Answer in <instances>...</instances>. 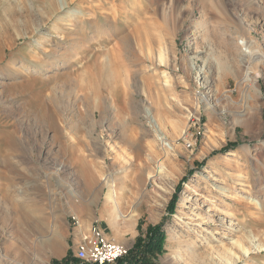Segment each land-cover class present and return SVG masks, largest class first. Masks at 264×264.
<instances>
[{"label":"rangeland","instance_id":"rangeland-1","mask_svg":"<svg viewBox=\"0 0 264 264\" xmlns=\"http://www.w3.org/2000/svg\"><path fill=\"white\" fill-rule=\"evenodd\" d=\"M5 27L0 264L77 259L91 224L130 250L161 222L158 264H212L215 250L264 264V0H0ZM189 185L200 194L178 221Z\"/></svg>","mask_w":264,"mask_h":264},{"label":"bare ground","instance_id":"bare-ground-1","mask_svg":"<svg viewBox=\"0 0 264 264\" xmlns=\"http://www.w3.org/2000/svg\"><path fill=\"white\" fill-rule=\"evenodd\" d=\"M28 15V14H27ZM33 15V14H32ZM16 19V18H15ZM27 19V18H26ZM12 20H14V19H12ZM21 20V19H20ZM25 20V19H24ZM31 20V19H30ZM34 20V19H33ZM16 21V20H15ZM18 22V21H17ZM26 22V21H25ZM8 23V22H7ZM28 23V22H27ZM9 25H10V23H8ZM17 24V23H16ZM29 24V23H28ZM27 24V25H28ZM32 24V23H31ZM5 25V24H4ZM15 25V24H14ZM22 25V24H21ZM20 25V26H21ZM26 25V24H25ZM16 26V25H15ZM18 26V25H17ZM16 26V27H17ZM33 26V25H32ZM22 27V26H21ZM27 27V26H26ZM37 28V27H36ZM5 29H6V31H7V34L6 35H4L3 37H0V50L2 49V51H3V53H4V55H7L8 54V51H9V48H11L13 45H12V43H13V37H12V35H11V32H9V28L8 27H5ZM14 29V28H13ZM140 29V28H139ZM14 30H16V29H14ZM20 30V29H19ZM18 30V31H19ZM23 30H24V28H23ZM136 30V29H135ZM4 31V30H3ZM137 31V30H136ZM12 32H14V31H12ZM20 32V31H19ZM23 32V31H22ZM33 32V31H32ZM138 32V31H137ZM25 33H26V31H25ZM15 34V33H14ZM13 34V35H14ZM2 36V35H1ZM16 36V35H15ZM52 37V36H51ZM15 39V38H14ZM59 39V38H58ZM62 40V39H61ZM66 40V39H65ZM64 41V40H63ZM62 41V42H63ZM240 43H242V45H243V50L244 51H246L247 53H249L251 50H250V46L248 45V42L247 41H241ZM42 45H44L43 44V42L41 43V42H38V46L36 47V51L37 52H40L39 50H38V47L39 46H42ZM75 45V44H74ZM9 47V48H8ZM42 48H44L43 46H42ZM41 49V48H40ZM79 49V48H78ZM77 49V50H78ZM30 50V49H29ZM16 51V50H15ZM34 51V50H33ZM79 51V50H78ZM27 52H29V51H27ZM26 52V53H27ZM35 52V51H34ZM30 53V52H29ZM31 53L33 54V52L31 51ZM41 53V52H40ZM47 54V53H46ZM29 55V56H28ZM25 58L26 59H24V60H27V62L31 59V60H33L34 61V59H33V57H32V55L31 54H28ZM38 55V54H37ZM51 54H47L46 56H48V58L47 59H45V60H39V59H37V64H39L40 66H38V67H40L41 69L44 67V66H47V64L48 63H50V62H53V60L51 61V59H54V58H56V57H53L52 55L50 56ZM2 56V55H1ZM39 56V55H38ZM32 57V58H31ZM255 57V56H254ZM35 58V57H34ZM36 60V59H35ZM58 61V60H57ZM62 61H64L65 63H63L64 65H66V64H68V60H67V58L65 59H63ZM26 63V62H25ZM54 63V62H53ZM56 63V62H55ZM30 64V63H29ZM33 64V63H32ZM31 64V65H32ZM61 64V63H60ZM27 65V64H26ZM25 65V66H26ZM42 65H44V66H42ZM50 65V64H49ZM9 67V66H8ZM27 67V66H26ZM30 68V67H29ZM31 68H33V67H31ZM40 68H38L39 70H40ZM225 67H223V69H224ZM26 69H28V68H26ZM224 70H226V69H224ZM20 71V70H19ZM22 71V70H21ZM28 72L30 71V70H27ZM18 72V71H17ZM23 72V71H22ZM15 73V72H14ZM75 73V72H74ZM13 74V73H12ZM11 74V75H12ZM19 74H21L20 72H19ZM14 75H17V73L16 74H14ZM16 77V76H15ZM14 79V78H13ZM79 84V83H78ZM26 85V84H25ZM80 87V86H79ZM79 89V88H78ZM82 90H83V88H82ZM39 91V90H38ZM46 91V90H45ZM80 91V90H79ZM85 91V90H84ZM112 91V90H111ZM93 92V91H92ZM49 93V92H48ZM51 94V93H50ZM98 95V94H97ZM46 93L45 92H43V90L41 91L40 90V92L39 93H37V96H36V98H37V100L39 101L38 102V105H39V117L41 118V119H49V118H51L52 116V114H50V108L51 107H49V104H48V102L46 103ZM51 101V100H50ZM57 111V110H56ZM38 115V114H37ZM159 132L158 133H160V130H158ZM161 134V136H160V138L161 139H163L164 138V135H162V133H160ZM165 144V143H164ZM163 144V145H164ZM213 175V174H212ZM212 189H215V190H219V189H223L224 190V193L227 191L228 192V190H225L224 188H222V187H219L218 185H217V183H213L212 184V187H211ZM200 191H199V188H197L195 185H189L188 187H186L185 188V190H184V192L182 193V197H181V199H180V202H179V210H178V214L176 215V219L178 220V221H181V218H182V216H183V209H186L187 207H188V203L190 202V201H192L194 198V196L193 195H197V194H200L199 193ZM226 194H224V196H225ZM226 196H231V195H226ZM214 196L212 195V194H208V196L206 197V201H208V204L209 203H211L212 201H213V198ZM228 198V197H227ZM246 199H247V201L248 202H251V203H254V204H257V206L260 204V202H259V200L257 199V198H255L254 196H247L246 197ZM224 201V200H223ZM225 202V201H224ZM220 207H218V209H219ZM201 212V211H200ZM200 212H198V213H196V214H194V221H195V223H193L194 225H195V227L197 228V231H199V232H201L203 235H206V237H210V241L211 242H213V243H217L218 241H219V239L218 238H216V236H213V235H209V234H207V232L205 233V231H207L206 230V228H204L203 227V225H205V224H208V223H211L212 221H215V220H213L211 217L210 218H207L208 217V215H207V217L204 215V213L202 214V213H200ZM230 214V213H229ZM228 214V216L230 217V218H238V214L237 213H233V214H230L229 215ZM137 219V218H136ZM135 219V217L134 216H132L131 218H130V220H128V223H133V227H134V223L137 221ZM136 220V221H135ZM113 225H116V224H113ZM131 226V225H130ZM217 226V225H216ZM132 227V228H133ZM175 228H171V229H169V231H168V237H167V241H168V244H169V246L170 245H172V242H173V240H174V238H175V230H174ZM227 229V228H226ZM197 231H196V233H197ZM218 233V232H217ZM232 233H233V231H232ZM201 236V235H200ZM195 237V236H194ZM205 237V236H204ZM192 239V241H193V238H191ZM195 241V240H194ZM217 247V246H216ZM215 250V249H214ZM218 251V250H217ZM216 250L214 251V254H212L213 256L211 257V260H212V264H237V263H239L240 262V260H241V256H240V254L239 253H235V254H233L232 255V257L230 258V259H228V258H226V259H224L218 252H217ZM169 256V255H168ZM169 258V257H168Z\"/></svg>","mask_w":264,"mask_h":264},{"label":"trees","instance_id":"trees-1","mask_svg":"<svg viewBox=\"0 0 264 264\" xmlns=\"http://www.w3.org/2000/svg\"><path fill=\"white\" fill-rule=\"evenodd\" d=\"M182 187L183 182L177 185L176 192L167 205V210L171 214L175 212L176 204L179 199V192ZM165 239L166 235L163 229V222L151 226L145 237H138L133 248L129 250L125 257L119 259L117 264H158V256L165 251ZM52 264H80V262L77 259H72L67 256L61 261L53 260Z\"/></svg>","mask_w":264,"mask_h":264},{"label":"built area","instance_id":"built-area-1","mask_svg":"<svg viewBox=\"0 0 264 264\" xmlns=\"http://www.w3.org/2000/svg\"><path fill=\"white\" fill-rule=\"evenodd\" d=\"M128 252L129 248L111 241L101 227L92 224L76 244L80 264H117Z\"/></svg>","mask_w":264,"mask_h":264}]
</instances>
